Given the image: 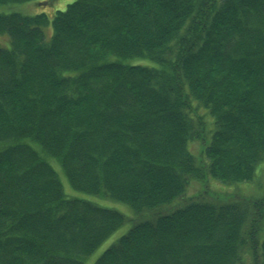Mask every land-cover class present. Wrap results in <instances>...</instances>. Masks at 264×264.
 <instances>
[{"label": "trees", "instance_id": "trees-1", "mask_svg": "<svg viewBox=\"0 0 264 264\" xmlns=\"http://www.w3.org/2000/svg\"><path fill=\"white\" fill-rule=\"evenodd\" d=\"M0 35V264H85L126 222L61 176L150 215L94 264H264V0H76ZM207 178L234 192L187 196Z\"/></svg>", "mask_w": 264, "mask_h": 264}, {"label": "rangeland", "instance_id": "rangeland-1", "mask_svg": "<svg viewBox=\"0 0 264 264\" xmlns=\"http://www.w3.org/2000/svg\"><path fill=\"white\" fill-rule=\"evenodd\" d=\"M76 0H36V1H31V2H26V3H19V4H8V5H2L0 4V13H22L26 15H36L40 13H45L49 16L50 21L52 20V17L56 14L57 11H65L67 8V5L70 3L75 2ZM44 33L46 36L47 40H50L52 34H53V27L51 22L49 23L48 26L44 28ZM1 36V35H0ZM8 39V37H7ZM0 41L4 43V39L0 37ZM0 42V43H1ZM9 46V40L8 44ZM140 64L147 65L150 64L148 60H141ZM195 114L203 115L205 116V119L208 121L210 118L207 116V113L202 109V110H197L194 112ZM189 149L191 153L200 160H203L202 156V151H203V145L201 142H193L190 144ZM58 169L56 171L58 172L59 176L62 175V170L58 166ZM61 171H60V170ZM61 181L63 182L65 192L68 196H73V197H79V198H85L89 200H93L97 204L117 210L124 214L126 217V222L119 227L116 231H114L95 251L94 253L88 257V259L85 261V264H94L95 261L105 252L114 242H116L119 238H121L123 235H125L131 227L136 224L138 221L144 218H149L150 215L147 212H143L142 214L138 215L136 214L132 208L122 202L118 201H113V200H105V199H98L95 197H90L88 195L78 193L74 190L71 189L69 184L66 181V178L64 176H61ZM207 183L203 184L198 181H192L189 185L188 191H187V196H194L198 194L201 190L206 188V185L208 186L209 189H211L213 192L219 193L220 195L226 194V193H233L234 188L228 187L220 182L215 181L214 179L207 178L206 179ZM242 192L245 196L248 197H253V196H258L263 193L261 189H258L257 186L255 185H248V186H243L242 187ZM180 199L175 200L174 202L170 204H166L161 207V211L164 213H168L175 208L181 206L182 204L179 203Z\"/></svg>", "mask_w": 264, "mask_h": 264}]
</instances>
